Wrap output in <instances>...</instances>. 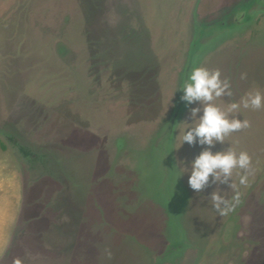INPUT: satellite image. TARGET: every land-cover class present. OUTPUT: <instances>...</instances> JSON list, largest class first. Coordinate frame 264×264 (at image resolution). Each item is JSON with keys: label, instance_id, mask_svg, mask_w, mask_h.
Listing matches in <instances>:
<instances>
[{"label": "rangeland", "instance_id": "rangeland-1", "mask_svg": "<svg viewBox=\"0 0 264 264\" xmlns=\"http://www.w3.org/2000/svg\"><path fill=\"white\" fill-rule=\"evenodd\" d=\"M233 1L0 0V203L19 205L0 264H264V108L212 148L250 155L247 185L178 177L208 147L175 149L193 67L230 81L221 108L264 92V9L237 25Z\"/></svg>", "mask_w": 264, "mask_h": 264}, {"label": "clouds", "instance_id": "clouds-1", "mask_svg": "<svg viewBox=\"0 0 264 264\" xmlns=\"http://www.w3.org/2000/svg\"><path fill=\"white\" fill-rule=\"evenodd\" d=\"M242 78H244L242 76ZM181 99L186 106L191 107V120L181 121L179 130V148L183 143L207 145L188 162V165L179 166L178 177L188 173V185L197 193H200L210 182L217 185H232L233 170H244L245 174L239 178L241 185L248 184L247 171L251 166V157L246 151L237 152L231 145L220 151H213V146L219 142L223 144L230 133L249 126V122L240 119L242 109L258 110L264 108V92L259 89L248 91L238 102L230 103L227 108H221L213 103L216 98L231 97L230 81L221 78L219 69L209 70L204 66L193 67L187 80L183 83ZM183 165L184 162L180 161ZM213 206L221 216L227 215L233 210V205L222 197L217 191H213L209 197ZM234 199L238 200V194ZM16 264H20L17 261Z\"/></svg>", "mask_w": 264, "mask_h": 264}, {"label": "crops", "instance_id": "crops-1", "mask_svg": "<svg viewBox=\"0 0 264 264\" xmlns=\"http://www.w3.org/2000/svg\"><path fill=\"white\" fill-rule=\"evenodd\" d=\"M8 195L12 194H6L0 203V256L7 247L12 227L17 220L19 212V205L18 201L14 198L15 196L7 197Z\"/></svg>", "mask_w": 264, "mask_h": 264}, {"label": "flooded vegetation", "instance_id": "flooded-vegetation-1", "mask_svg": "<svg viewBox=\"0 0 264 264\" xmlns=\"http://www.w3.org/2000/svg\"><path fill=\"white\" fill-rule=\"evenodd\" d=\"M241 0H235V1H233L232 3H229L228 5H227V7H224V8H222V13L225 11V10H228V8H232L233 7V12L229 15V16H232V17H228L230 20H231V22L233 21V20H235V18H238L239 17V14H241L242 12H240L241 10H240V5H243V4H245V6H247V4H249L250 3V5L254 8V7H259V8H263L264 9V0H247V1H245V2H243V3H239ZM232 5V6H231ZM236 5H239V6H237L236 7ZM220 8V9H221ZM238 13V12H240V13H236V12ZM223 18H226L225 16L223 17Z\"/></svg>", "mask_w": 264, "mask_h": 264}, {"label": "water", "instance_id": "water-1", "mask_svg": "<svg viewBox=\"0 0 264 264\" xmlns=\"http://www.w3.org/2000/svg\"><path fill=\"white\" fill-rule=\"evenodd\" d=\"M241 15H242L243 18H242L241 21H239V22L237 23V25H238V24H241V23H244L245 21L248 20L249 13H248L247 9H246V10H243L242 13H241Z\"/></svg>", "mask_w": 264, "mask_h": 264}, {"label": "trees", "instance_id": "trees-1", "mask_svg": "<svg viewBox=\"0 0 264 264\" xmlns=\"http://www.w3.org/2000/svg\"><path fill=\"white\" fill-rule=\"evenodd\" d=\"M19 147V150L22 152V154L23 155H29L30 154V152H29V150L28 149H26V148H24V147H22V146H18ZM2 148H4V146L2 145Z\"/></svg>", "mask_w": 264, "mask_h": 264}]
</instances>
